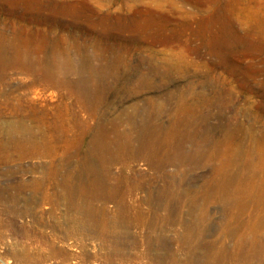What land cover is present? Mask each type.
I'll use <instances>...</instances> for the list:
<instances>
[{
	"label": "rangeland",
	"instance_id": "rangeland-1",
	"mask_svg": "<svg viewBox=\"0 0 264 264\" xmlns=\"http://www.w3.org/2000/svg\"><path fill=\"white\" fill-rule=\"evenodd\" d=\"M145 1L0 0V133L16 105L35 132L32 114L71 125L55 156L0 164V264H264L262 237L238 244L264 219V177L242 164L264 147V0H188L193 16ZM56 2L81 5L96 36L121 33L100 20L110 12L153 24L131 48L137 29L120 34L119 52L75 49L64 77L51 67L72 49L38 47L57 37L33 19Z\"/></svg>",
	"mask_w": 264,
	"mask_h": 264
},
{
	"label": "bare ground",
	"instance_id": "bare-ground-1",
	"mask_svg": "<svg viewBox=\"0 0 264 264\" xmlns=\"http://www.w3.org/2000/svg\"><path fill=\"white\" fill-rule=\"evenodd\" d=\"M102 1V0H101ZM109 1H114L115 3L118 4V7L115 9L116 11H119L120 9H127V10H130L134 5H137V4H140L142 2L143 4V1L144 0H109ZM74 2V1H73ZM146 2V1H145ZM77 3V2H76ZM149 5V6H154L155 9H151L150 12H156L155 10L157 9L158 11H168L169 13L171 14H175L176 12H178L179 14L181 15H184L186 14L187 16H193V15H198L200 14L201 10H202V5L201 4H198L196 2H189L188 0H148V2H146L145 5ZM84 5V4H83ZM189 5V7H188ZM86 6V5H85ZM53 13L50 14V15H47V14H39L36 18H33L40 26H45L46 28V33H50L51 35H54V39L55 41L53 42V44H40L38 45V47H54V48H61V43L62 42H65L66 45H65V49L66 47L68 49H72V50H67V57H64V58H61L63 60H57L55 57H54V61L57 63V65H55L56 67H51V70L53 72H55L56 74H64V77L69 73H74L75 74V71H77V69H75L74 65H73V62H74V59L75 56L73 57V52L77 51L75 49L77 48H82V49H90V48H94L95 50H98V52H101L102 50L104 49H107V48H110V49H118L117 51L119 52L122 47H123V44L122 42L120 43L118 41V39L121 37L120 34H122L123 32H126V31H137L139 32L138 33V36H129L127 38H125V43L129 44L128 48L130 47H134L135 45V42L134 41H138L139 38H143L144 36H146L148 34V31L151 27H152V24H153V21L151 18H149L148 20H144V22L142 23L141 19L139 18H135L134 17H128L127 15L125 14H121V15H115L114 19H111V12L108 13V14H105V15H102L103 17L100 18V20L104 23V24H108V22L110 21L111 22V27H108L106 28L107 31H115L116 29L119 30L121 33L120 34H114V35H108V36H96V34H94V29H91L89 28L87 25H86V21L87 19L89 20L90 19V16H88L87 14H85V9L83 7H81V5H77V4H69V3H59V2H56V4L53 5ZM42 9V8H41ZM153 14V13H152ZM37 15V14H36ZM84 17H86L85 19H83ZM155 17V16H154ZM112 20V21H111ZM83 21V22H82ZM166 21V20H165ZM169 21V20H168ZM110 25V24H109ZM151 30V29H150ZM57 31H61L63 32L64 34H59L57 33ZM103 31V30H102ZM45 32V30H44ZM104 32V31H103ZM146 32V33H145ZM45 33V34H46ZM148 36V35H147ZM146 36V37H147ZM151 36V35H150ZM50 37V36H49ZM145 37V38H146ZM148 38V37H147ZM150 38V37H149ZM83 39V42H81L80 40ZM126 48V47H125ZM74 49V50H73ZM79 50V49H78ZM106 51V50H105ZM47 52V51H46ZM61 52V51H60ZM103 52V51H102ZM124 52V51H123ZM122 52V53H123ZM126 52V51H125ZM65 53V52H64ZM83 53V51H82ZM121 53V54H122ZM2 54V53H1ZM54 54V53H53ZM77 55V53H76ZM112 55V54H111ZM109 56V55H108ZM78 58V57H76ZM59 59V58H58ZM79 59V58H78ZM77 59V60H78ZM88 59V58H87ZM89 59H90V56H89ZM88 59V60H89ZM106 59V58H105ZM82 61V59L80 60ZM85 61V60H84ZM79 62V61H78ZM75 63V62H74ZM87 63V62H86ZM85 63V64H86ZM33 66V65H32ZM44 67V66H43ZM39 70V69H38ZM81 70V69H80ZM87 70V68H86ZM40 71V70H39ZM44 71V69H43ZM47 71V70H46ZM88 71V70H87ZM45 72V71H44ZM79 72V71H78ZM84 72V71H83ZM91 72V71H90ZM38 74V73H37ZM48 74V73H47ZM79 74V73H78ZM82 74V72L80 73ZM85 74V73H83ZM29 75H32V74H29ZM2 76V75H1ZM83 76V75H82ZM88 76V75H87ZM57 78V77H56ZM40 80V79H39ZM33 88V87H32ZM36 92V91H35ZM23 106V105H22ZM21 105H16V106H13V111L14 113L17 115V120H14L15 122H13L12 124H9L7 126L4 127L3 131L0 133V164L1 163H5L7 161H13L14 160V156L18 157L20 156L21 157V154L22 156L25 155V154H29V156L31 155H54V153L58 150L59 146H62L64 147L65 149V146L70 144L71 142V138L70 136H67L68 135V132L69 130L71 129V125H69L65 118H63V116H60V117H57L56 119H53L51 118V116H47V115H35V114H32L31 115V118H33L37 123L40 124V126H43L44 128L41 129V131L38 132H35L33 131L32 128L30 127H26L25 125V116L23 115V112H24V109ZM11 110V109H10ZM41 113V112H40ZM46 114V113H45ZM27 117V115H26ZM56 117V116H55ZM67 119V117H66ZM10 123V122H9ZM16 123V124H15ZM8 124V123H7ZM3 128V126H2ZM1 130V128H0ZM27 131L28 133H30V136H24L23 135V132ZM5 132H9L11 134V141L10 140H7V139H4L1 135L2 133H5ZM73 139V138H72ZM81 140V139H80ZM254 140H252L253 142ZM250 142V141H249ZM250 142V144L252 143ZM225 143V142H224ZM244 143V142H243ZM247 143V142H246ZM71 145V144H70ZM222 145V144H221ZM248 145V144H247ZM256 145V142L255 144ZM229 146V145H228ZM246 146V145H245ZM260 147V145H258ZM223 147V146H222ZM234 148V147H233ZM244 148V147H243ZM257 148V147H256ZM218 148H216L217 150ZM221 149V147L219 148ZM218 149V151H219ZM224 149V148H223ZM227 151H228V148L226 147ZM222 150V149H221ZM225 150V149H224ZM236 150V149H235ZM238 150V149H237ZM241 150V149H240ZM238 150V151H240ZM245 161L244 163L242 162V164L245 165V169L246 171L249 173H256V174H259L260 176L262 175L264 177V147L261 146L260 149L257 151H253L252 148L248 147L247 149L245 148ZM237 151V152H238ZM223 152V151H222ZM242 152V151H241ZM220 153V152H219ZM218 153V154H219ZM225 153V152H224ZM231 153V152H230ZM243 153V152H242ZM232 154V153H231ZM234 154V152H233ZM240 154V153H239ZM229 155V154H228ZM55 156V155H54ZM235 156H238V155H235ZM222 157V156H221ZM224 157V156H223ZM234 157V156H233ZM22 158V157H21ZM241 158V157H240ZM239 158V159H240ZM243 158V159H244ZM16 159H20V158H16ZM15 159V160H16ZM74 160V159H73ZM235 161V163L238 162V159L237 157L233 159ZM226 161V160H225ZM75 162V161H74ZM224 162V161H223ZM228 162V161H227ZM225 162V163H227ZM231 163V162H230ZM239 163V162H238ZM241 163V162H240ZM231 165V164H230ZM235 165V164H234ZM1 166V165H0ZM74 166V165H73ZM237 166V165H236ZM235 166V167H236ZM243 166V165H241ZM233 167V168H235ZM238 167H240L238 165ZM221 168V167H220ZM225 168V167H224ZM227 168L229 169L228 165H227ZM232 168V167H230ZM58 170V169H57ZM236 170V169H235ZM241 170V169H240ZM45 171V170H44ZM51 171V170H50ZM222 171V170H221ZM228 171V170H227ZM237 171V170H236ZM244 171V170H243ZM242 171V172H243ZM53 172V171H51ZM71 173V171H69ZM75 173V171H73ZM218 172L219 169H218ZM224 172L226 173V169L224 170ZM238 172H240L238 170ZM1 173V172H0ZM49 173V172H48ZM47 173V174H48ZM55 173V172H54ZM57 173V171H56ZM221 173V172H220ZM235 173V171H234ZM246 173V172H245ZM244 173V175H246ZM247 175L249 176L250 173ZM51 174V173H50ZM68 174V173H67ZM72 174V173H71ZM223 174V173H222ZM232 174V173H231ZM239 174V173H237ZM236 174V176H237ZM49 175V174H48ZM53 175V173H52ZM60 175V174H59ZM69 175V174H68ZM75 175V174H74ZM243 175V173H242ZM54 176V175H53ZM71 176V175H70ZM255 176L254 174L250 177H253ZM51 177V176H50ZM249 177V178H250ZM255 177H259V176H255ZM262 177V178H263ZM234 177H232L233 179ZM254 178V177H253ZM231 179V178H230ZM229 179V180H230ZM234 179H237V178H234ZM233 179V180H234ZM257 179V178H256ZM260 179V177H259ZM258 179V181H259ZM239 180V179H237ZM255 180V179H254ZM62 181V180H61ZM236 181V180H235ZM234 181V182H235ZM246 180H244L242 182V184L245 182ZM250 181H248L249 183ZM257 182V181H256ZM264 182V181H262ZM46 183V182H45ZM247 183V184H248ZM67 184V183H66ZM246 185V183H244ZM243 184V185H244ZM252 184V183H251ZM263 184V183H262ZM80 186H84V184H78ZM77 185V186H78ZM236 185V184H235ZM245 185L243 187H245ZM70 186V184H69ZM68 186V187H69ZM76 186V187H77ZM232 186V185H231ZM256 186V185H255ZM71 187V186H70ZM75 187V186H74ZM75 187V188H76ZM101 187V186H100ZM253 188V185L248 187L249 188ZM73 188V189H75ZM242 188V187H241ZM239 188V190L241 189ZM245 190L247 189L244 188ZM247 189V190H248ZM48 190V189H47ZM253 190V189H252ZM251 190V191H252ZM263 190V189H262ZM58 191V190H57ZM74 191V190H73ZM238 191V190H237ZM242 191L243 188H242ZM257 190H255L254 192H256ZM239 192V191H238ZM241 192V191H240ZM240 192L238 194H240ZM253 192V191H252ZM259 192V190H258ZM260 192L261 189H260ZM43 193V192H42ZM47 193V192H46ZM235 193V192H233ZM264 193V192H263ZM78 194V193H77ZM81 194H83V192H81ZM97 194V193H96ZM243 194H247V193H243ZM242 194V196H243ZM252 194V193H251ZM256 194H258L256 192ZM255 194V195H256ZM72 195V194H71ZM233 195H236L237 194H232ZM260 195V193H259ZM262 195V194H261ZM264 195V194H263ZM79 196V194H78ZM99 196V194H98ZM240 196V195H239ZM246 196V195H245ZM72 197H75V196H72ZM77 197V195H76ZM75 197V198H76ZM82 197V196H81ZM80 197V198H81ZM85 197V196H84ZM91 197V196H90ZM88 197V199L90 198ZM102 197V196H101ZM253 197V195L251 196L250 195V191H249V197L247 199H251ZM259 197V196H257ZM79 198V199H80ZM94 198V197H93ZM233 198H236V197H233ZM232 198V199H233ZM244 198V197H243ZM254 198V197H253ZM252 198V200H253ZM260 198V197H259ZM262 198V197H261ZM83 199V198H82ZM238 200V198H236ZM264 199V198H262ZM88 201L89 203V200L87 199H83V200H78V199H74L73 200V204L78 208L80 209L81 207H83V202ZM252 200H251V203H252ZM189 201V200H188ZM236 201V200H235ZM240 202V200H238ZM264 201V200H263ZM242 202H243V199H242ZM242 202H240V204L242 205ZM246 202V201H245ZM262 202V201H261ZM256 203V202H255ZM259 203V202H258ZM263 203V202H262ZM236 205V207L238 206V204L234 203ZM245 204V203H244ZM247 204V203H246ZM250 203L248 202V205ZM253 205V204H252ZM246 206V205H245ZM255 206V205H254ZM253 206V207H254ZM259 206V205H258ZM257 206V207H258ZM240 207V206H239ZM244 208V206H242ZM248 207V206H246ZM264 207V206H263ZM262 207V208H263ZM261 208V207H260ZM240 209V208H239ZM242 210V209H240ZM264 210V209H263ZM262 210V211H263ZM90 211V210H89ZM258 212V211H257ZM246 213V211H244V214ZM243 214V213H242ZM257 214V213H256ZM259 214V213H258ZM257 214V215H258ZM259 216V215H258ZM238 217V216H237ZM239 218V217H238ZM237 218V220H238ZM234 219V218H233ZM240 219V218H239ZM237 220H236V223H237ZM255 221V220H254ZM254 227H258L257 231L254 229V231H256L255 236H252V232H250L251 236H247V234L249 235V232L246 234V232L248 230L245 231V234H243V236L240 234L239 237H240V243L238 244H244L245 242L244 241H249V239L251 240L252 238H258L259 236L262 237V241H258L255 239L254 241L251 240L252 242L250 243H253V242H258L259 244L261 243V246H257L256 250L259 251V254L257 252L258 255L261 254V256H263V252H264V219L263 217L257 219L255 222H254ZM231 226V225H230ZM233 226V225H232ZM231 226V227H232ZM237 226V224H236ZM235 226V227H236ZM245 226V225H244ZM243 226V227H244ZM241 227V226H239ZM242 227V228H243ZM246 228V227H244ZM243 228V230H244ZM249 227H247L248 229ZM233 229V228H232ZM237 229V228H236ZM242 230V231H243ZM250 230V229H249ZM232 231V230H231ZM253 231V230H252ZM253 231V232H254ZM229 233H231L230 231H228ZM239 232V231H238ZM234 233V232H233ZM237 234V233H235ZM231 235V234H230ZM259 235V236H258ZM238 237V235H237ZM244 239V241H242ZM256 242V244H257ZM253 245V244H252ZM251 246V245H250ZM246 247H247V244H246ZM249 247V246H248ZM247 247V248H248ZM254 247V246H253ZM253 247L251 249H253ZM255 249V248H254ZM250 250V249H249ZM250 253V252H249ZM253 253V251H252ZM254 255V254H253ZM253 255H250L249 254V260L252 259V258H255V256ZM248 257V256H247ZM259 257V256H258ZM248 260V259H247Z\"/></svg>",
	"mask_w": 264,
	"mask_h": 264
}]
</instances>
